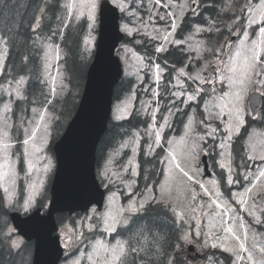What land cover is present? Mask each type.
I'll list each match as a JSON object with an SVG mask.
<instances>
[{
	"label": "snow or ice",
	"instance_id": "obj_1",
	"mask_svg": "<svg viewBox=\"0 0 264 264\" xmlns=\"http://www.w3.org/2000/svg\"><path fill=\"white\" fill-rule=\"evenodd\" d=\"M218 2L149 0L148 21L154 23L158 18L166 21L167 27L162 35H152L145 31L147 22L141 18L136 31L160 40L155 53L168 52L169 46H174L179 59L169 65L165 58L162 67L158 62H151L152 57L144 63L145 57L137 56L132 49H125V59L127 53L132 52L133 58L140 62L141 68L132 73L139 85L145 84L141 70L147 68L151 73V83L140 89L151 99L141 103L138 113L147 116L151 125V129L147 125L144 129V135L151 141L144 155L156 157L164 168L160 172L163 179L151 181L146 176L141 177L144 187L138 188L137 147L142 137L139 132L135 133L132 143L136 146L132 147L131 158L122 164L121 170H114L110 156L98 173L109 191L112 185H123L118 192H112L109 202L124 194L128 197L127 204L102 213L99 227L92 222L93 216H87L75 226L65 224L60 229L64 252H57V261L63 255V264H197L202 258L206 264H264V244L257 243V237L264 236V148L258 152L243 150L250 123L259 120L264 124V0H243L240 4L237 0H227L217 9ZM109 4L115 5L114 10L122 14L121 19L137 16L132 11L135 5L131 0H104L105 6ZM12 6L13 0H0V21L7 17ZM205 6L211 7L215 15L205 17L202 14ZM101 7V0H64L63 3L35 0L27 26L14 22L12 26L0 27V104L3 105L0 189L5 194L0 202L6 201L8 208L29 217L22 221L24 224L35 219L30 214L37 204L40 208L49 206L46 183L55 166L47 155V148L52 125L59 120L54 104L67 88L59 68L55 76L50 71L61 57L60 44L55 41L62 40L70 24L85 17V12L87 26L94 31ZM160 9L164 10L163 15ZM222 13L229 23H219ZM185 17H189L191 23L185 21ZM178 28L182 33L179 39L175 37ZM120 30L133 35L127 22ZM154 31L159 33L160 29L154 28ZM197 38L199 43L193 45L192 41ZM12 52L20 59L22 72L7 71V63L14 64L10 60ZM37 59L40 65L29 74L30 63L36 66ZM166 71L168 79L161 88ZM33 76L44 86L38 94L29 91ZM135 100L136 91L132 89L129 100L124 108L118 109L115 119L132 118L129 109L134 107L132 101ZM177 122L183 133L180 143L186 148L179 155L173 147L175 136L172 135ZM214 122H218L216 126ZM166 129L167 136L164 135ZM242 130L244 135H241ZM236 143L241 145L238 163L232 159L230 151ZM128 146V142L121 144L115 155L119 156ZM157 148L160 149L158 156ZM204 157H212L213 166L222 170L224 187L229 190L227 196L220 180L214 178L215 171L210 173L213 178H204L205 169L201 165L209 164ZM18 165L24 166L28 194L23 198L16 196L17 181L21 178ZM33 174L36 178L29 181ZM237 186L243 190L232 191ZM91 211L96 213L95 208ZM153 211L163 212L171 225L165 221L159 229L146 224L135 228L141 219L147 221ZM133 217L138 219L133 222ZM130 223L135 230L128 228ZM125 229L132 235L126 237ZM164 229L167 232L162 236ZM85 231L103 235L87 238L85 243ZM21 235L20 224L2 222L0 247L5 248V252L0 253V264H15L12 253L21 248ZM60 238L58 236L57 240ZM162 240L165 243L162 244ZM69 245L75 251H71ZM185 246H194L188 258H185ZM209 249L211 251L204 256ZM224 253L228 255L223 256ZM24 264H28L27 257Z\"/></svg>",
	"mask_w": 264,
	"mask_h": 264
},
{
	"label": "water",
	"instance_id": "obj_2",
	"mask_svg": "<svg viewBox=\"0 0 264 264\" xmlns=\"http://www.w3.org/2000/svg\"><path fill=\"white\" fill-rule=\"evenodd\" d=\"M101 5L96 50L87 72L83 96L65 134L54 146L58 165L51 187L50 207L48 210L36 209L30 214L35 219L28 224L22 221L29 217L18 212L10 214L12 223L21 225V236L34 242L32 264H60L64 257L62 255L57 261V252L63 253L64 246L61 238L57 240L61 235L56 214L83 213L92 205L101 210L105 200V192L96 179V152L108 127L114 88L123 76L122 62L116 56V50L124 35L120 30L119 11L111 4L105 6L104 0ZM205 171L206 176H210L208 164ZM54 228L57 231H53Z\"/></svg>",
	"mask_w": 264,
	"mask_h": 264
},
{
	"label": "rangeland",
	"instance_id": "obj_3",
	"mask_svg": "<svg viewBox=\"0 0 264 264\" xmlns=\"http://www.w3.org/2000/svg\"><path fill=\"white\" fill-rule=\"evenodd\" d=\"M102 1L103 0H101V2ZM121 2H123V0H121ZM131 2L135 5V7L132 8V11L136 12L137 16L136 17L125 16L123 19H121V28L123 27L124 23L127 22L128 26L133 29V35H131V36L126 35V34L125 35L128 36L129 38H131L132 43H135V44H143L145 42L146 43H151V44L152 43H158L159 44L160 40H153L150 36L142 35L140 32H137L136 29L140 27L141 18H142L143 21L147 22V28L145 29V31L152 33V35H162L164 30H165V28L167 27V22L166 21H161L158 18L155 20L154 23L152 21H148V17L146 15V10H147L148 7L151 6L149 4V0H131ZM181 2H183V0H181ZM226 3H227V1H226ZM240 3H243V0H237V4H240ZM127 6L128 5L125 4V7H127ZM159 11H160V13L162 15L164 14V10L163 9H160ZM229 22L230 21L228 20V18L225 15L223 16V18H220V21H219V23L221 25H223L225 23H229ZM73 24L74 25L77 24L78 26L83 24L84 35H83V37L81 39L80 46L82 47V50L84 51L83 56L85 57V62H87L89 60L91 62V59L93 58V54H94L95 47H96L97 37H98L99 18H98V21H97V26H96L94 31H90V29L87 26L86 12H85V17L80 18L78 21H75ZM154 28H159L160 32L159 33L155 32ZM220 35H223V33H220ZM90 40L92 41L91 43L89 42ZM137 40L141 41V43H136ZM232 40H235V37H232ZM55 42L60 44L61 40H57ZM192 43H193V45H197L199 43V38L194 39L192 41ZM125 49H132V51L135 52L137 56H143V54L138 52L130 44H126V43H123V44L120 45L118 53H117V55L120 57V59H121V61L123 63L124 77H126V79H132L133 84H134L133 89H135V91H138V92H136V96H137V93H139L138 96H137V100L139 101V104H138V110H139L142 102L149 101L151 99V97L148 94H145L144 92H142L140 90L142 87H145L149 83H151V79H150L151 73L148 71L147 68H143L141 70V72H140V75L143 76L145 84L139 85L138 81H137V77L135 75H133L132 73H134L136 69L141 68V64H140V62H138L137 60H135L133 58L132 52H128L127 56H126V59H125ZM60 61L67 62V60H66V52L62 48H61L60 60L58 62H54L53 63V67H52V69L50 71L52 72V75L55 76L56 75V69L58 67L59 70H60V73L62 75V78L64 79V82L67 85V88L62 94H60L58 96L59 102L54 104L55 114L57 116H59V120L55 121L53 123V125H52V138L51 139H53L58 134L62 123H63V126H65V125H67L69 119H71L70 117L73 115L74 110L76 108V105L80 101V98H81V95H82V92H83V88H84V83L82 84L81 82H79L80 79H76L77 81H75V85L71 84L69 72H67L66 69L63 68V66L60 63ZM148 62L149 61L146 58L144 63H148ZM193 63H195V61ZM169 65H170V63H169ZM82 66H85V64H83ZM162 67H164V66H162ZM153 71H154V69H153ZM167 79H168V72L166 71L164 73V80L162 81L161 88H163V84L167 82ZM43 87H44L43 85H40L38 93L40 92V89L43 88ZM130 92L126 93L121 99L116 100L114 102V106H113V109H112V115H111V118H112L113 121L118 122V123L121 122V121L116 120L115 116L118 113V109L125 107V102L129 100ZM161 95L163 96L164 93L161 92ZM205 98L208 99L209 97L206 96ZM132 103H133V105L135 107L136 100L132 101ZM162 104H163V101H162ZM134 107L129 109V111L132 112L134 110ZM68 109H69V113H68L67 117L65 118ZM2 110H3V105L0 104V112H2ZM161 111H163V107L161 108ZM141 115L144 118H148L147 116H145L143 114H141ZM13 119H15V117H13ZM158 119H159V114H158ZM216 123H218V122H214L213 126H216ZM250 125H251L252 128H251L250 134H249V136H248V138L246 140V144H245L246 145V151H250L251 149H255L258 152L262 148H264V124H262L259 120H257V121H252L250 123ZM148 127H149V129H151V125L150 124H149ZM166 131H168V130L166 129L165 132ZM137 132H139L141 137H142L141 140H140L139 146L137 147V151H138L139 155H140V151H141V148H142L143 145L146 147V151H147V144L150 143L151 141H149L148 137L144 135V130H137V131L122 130L120 132V134H119L120 135L119 136V138H120L119 142L117 144H115L114 147L106 150L105 156L101 159L102 160L101 164H100V166L97 169V175H98L101 167L107 162V159L110 156L114 160V163L112 165L114 170H116V171H120L121 170L122 164L126 163L128 158H131V154H132L131 153V149H132V147L136 146V145H134L132 143V140L134 138L135 133H137ZM165 132H164V134H165ZM176 132H177V123H176V127L174 128V131H173L172 135L175 136V141H174L173 147L175 149V152L179 155L180 153L184 152L186 150V148H185V145L180 143V136L183 135V133L180 132V135L176 136ZM153 136H154V133H153ZM51 142H52V140H50L49 144H48L47 155L52 159L53 164L56 167V161H55L54 155L52 154V152L49 149V146H50ZM124 142H128L129 146L127 148L123 149L120 152L119 156H116L115 155L116 152L118 150H120V146ZM249 146H251V148ZM17 147H19V145H17ZM230 151L232 152V159L235 162L238 163L239 159H234L233 158V150L231 149ZM139 155L137 156V162H138V159H139ZM212 160H213V158L211 157L210 169H211L212 172L215 171L217 173V175L214 178L217 179V180H220L221 189L224 192V195L227 196L229 190H228V188L224 187V181H223V179H222V177L220 175L222 170H220L218 167H214L213 164H212ZM225 162L228 163V159L227 158H226ZM19 166L20 165H18V171L20 172ZM55 167H54L53 171L49 174V176L47 178L46 185L48 184L50 178L53 177V174H54V171H55ZM201 167L204 168V165L202 164ZM156 169H157L156 166L150 167L149 168V172H154L155 173ZM129 171H131V169H129ZM138 171H139V169H138ZM20 177L21 178L17 181V190H16L17 198H18V194H19V183H20L21 180L23 181V184L25 186L24 172H22V173L20 172ZM35 178H36V174H33V176L29 177L28 180L31 181V180H33ZM128 178H129L128 176H125V179H128ZM204 178L207 180V179H211L213 177H204ZM136 180H137V185H138V177H136ZM99 181H100V179H99ZM143 187H144V185H142L141 187H138V188L142 189ZM104 188L106 189V187H104ZM122 188H123V185H119V186L118 185H112L111 186V191L108 192L110 194L107 195L104 209L101 212L97 211V209L95 208L96 209V213L95 214H93L92 211L90 210L88 213L79 216L78 217L79 219H74V217H72L73 219L69 220L67 218V219H65V222L60 226V229H62L65 224L69 225V226H75L81 220H84L87 216H93V221L92 222L93 223H97V226L99 227L98 220H99V217H100V215L102 213L107 212L109 210L115 211L118 208L123 207V206H125L127 204L128 197L126 195H124V194H119L111 203L109 202V199H108V197L112 194V192H118L119 189H122ZM242 190L243 189L240 188L239 186H237V187L232 189V191H242ZM27 194L28 193H27V190L25 188V196ZM0 195H2L4 197L5 194L3 192V189H0ZM46 203L48 204L47 201H46ZM4 205H5V210H7L9 213L15 211V210H12V209L7 207L6 201H5ZM3 221H8V220L6 218H1L0 219V228H2V222ZM205 223H207V221H205ZM60 229H59V232H60ZM133 230H135V229H133ZM61 235H62V233H61ZM102 235L103 234L88 233L87 231H85V238H86L85 243H87V238H90V237L101 238ZM131 235H132V232H130L128 236H131ZM109 239H111V238H109ZM20 240L22 241L21 248L18 249V250H14L16 254L18 253L16 258L19 259V261H17L16 264H24L25 257H27L28 264H32L33 254L30 255V252L28 250L25 251L23 249V247H24L26 242L22 238H20ZM257 243H258V245L259 244H264V236H258L257 237ZM249 244H251V241H249ZM185 247L187 249L186 252H185V258H188V257H190L192 255V252H189V248L191 246H185ZM21 249H23V250H21ZM69 249L71 251H75V249L72 248L71 245H69ZM81 250L88 251L89 249L88 248H82ZM208 251H211V250L210 249L206 250L203 253V255L206 256ZM216 251H218V250H216ZM222 255L226 256L228 254L224 253ZM257 257H259V253H257ZM61 264H63V261L61 262ZM197 264H206V262L202 258L201 260L197 261Z\"/></svg>",
	"mask_w": 264,
	"mask_h": 264
},
{
	"label": "trees",
	"instance_id": "obj_4",
	"mask_svg": "<svg viewBox=\"0 0 264 264\" xmlns=\"http://www.w3.org/2000/svg\"><path fill=\"white\" fill-rule=\"evenodd\" d=\"M227 0H219V2L216 5V8L219 9L220 7L223 6L224 3H226ZM61 2L63 3L64 0H61ZM212 0H209V4H211ZM34 3L35 0H13V6L11 8L8 9V14L7 17L4 18L2 21H0V27L3 26H12L13 23L15 22L16 24H22L24 26H27L32 13L34 11ZM205 17L208 16H214L215 12L213 11V9L211 7H207L205 6L203 9V13H202ZM224 14H221V18H223ZM195 19L199 20V17H196ZM185 21H187L188 23H191V19L189 17H185ZM184 25H181V28H183ZM184 35H187V33H183ZM84 35V27L83 24L81 25H74L73 23L70 24L69 29L66 31L63 39L60 42V47L65 50L66 52V60L67 62H64L65 64V69L67 72H69V76H70V81L72 85H75V81H77L76 79H80L79 82H81L82 84L85 83V79H86V74H87V70L88 67L90 65V60L85 62V57L83 56L84 51L82 50V47L80 46L81 43V39ZM182 35L181 30L179 29V31L177 32V38H180ZM55 39V38H54ZM57 41V40H56ZM127 43L134 45L135 43H132L130 39H127L126 41ZM157 44L156 43H143V44H137L136 46V50L140 53H142L145 56V59L147 57H152V61H156L158 63L161 64V66H164V60L165 58H167L168 63L172 64L174 62H177L179 59V53H177L174 49V47H169V51L159 54L157 55V57H155V46ZM10 60L14 61V64L11 62L7 63V71L9 73H19L22 72L23 66L20 63V59L19 57L16 55L15 52L10 53ZM92 60V59H91ZM149 61V60H148ZM83 64H85V66H82ZM40 65V61L39 59H37L36 62V66L29 65V74L34 73L37 70V67ZM179 66V65H177ZM11 78V77H9ZM2 79V78H1ZM133 81L132 79H122V81L119 83V85L115 88V93H114V100H118L119 98L123 97L124 94L130 92L133 89ZM40 88V84L38 82L35 81V77L33 76V79L29 81V91L30 92H35L38 93ZM138 92V91H136ZM139 94V93H138ZM110 122L109 128L107 133L105 134L104 138L102 139L99 147H98V151H97V167H99L100 163H101V159L105 156L106 150L112 148L115 146V143L117 141V139H119V134L122 130H137L139 128H143L145 129L146 125L148 126V119L147 118H143L142 115L140 114H133L132 118H129L127 120H124L122 122L119 123H114ZM249 129L250 126L247 128V136L245 137V141L249 135ZM181 132L180 130V124L179 122H177V132L176 135H178ZM241 135H244V130H242ZM245 141H244V145H245ZM245 150V147L243 149ZM144 149H142L141 154L139 156V164H140V178L139 181L142 183L144 180L141 179V177H148L149 180L151 181H156V180H160L161 176H160V172L162 171L163 167L162 165H160L158 163V160L156 159V157L154 156H145L144 155ZM233 152L235 155L236 159H239L238 154L241 152V145L239 143H236L233 145ZM160 153V149H158L156 151L157 156ZM23 165H20V167H22ZM156 166V172L155 175H153L154 172H149V168ZM48 191V188H47ZM157 209L159 208V206H156ZM4 216H7L8 218V213L5 210L3 204L0 205V219L4 218ZM80 215H76V217H78ZM68 218V215H60L57 216V220L59 225H62V221L64 223V220ZM138 218L135 217L133 219V222H135ZM167 221V223L169 225H171V220L165 216V214L163 212H159V211H153L150 214V218L145 221L143 219L140 220L139 224L135 225L136 227H141L143 225H147V227L149 228H160V225L162 224V222ZM129 229H135L134 228V224L130 223ZM126 234L128 235V230L125 229ZM167 232V229H164L161 231V235H165V233ZM177 234H179L178 229H177ZM1 238V237H0ZM161 243H165L164 240L161 241ZM25 247L27 248V250L30 252V255H32L33 253V249H34V244L33 243H27L25 244ZM24 247V249H25ZM5 252V248L0 247V253H4ZM17 254L12 253V257L14 258L15 264L17 263V261H19V259L17 260L16 258Z\"/></svg>",
	"mask_w": 264,
	"mask_h": 264
},
{
	"label": "flooded vegetation",
	"instance_id": "obj_5",
	"mask_svg": "<svg viewBox=\"0 0 264 264\" xmlns=\"http://www.w3.org/2000/svg\"><path fill=\"white\" fill-rule=\"evenodd\" d=\"M18 260V259H17ZM14 261H16V260H14Z\"/></svg>",
	"mask_w": 264,
	"mask_h": 264
}]
</instances>
